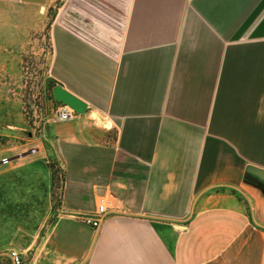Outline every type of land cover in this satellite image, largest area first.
Wrapping results in <instances>:
<instances>
[{"label":"crops","instance_id":"0c3cea01","mask_svg":"<svg viewBox=\"0 0 264 264\" xmlns=\"http://www.w3.org/2000/svg\"><path fill=\"white\" fill-rule=\"evenodd\" d=\"M105 1L126 13L110 52L50 28L48 74L87 108L0 163V199L26 189L37 215L3 249L35 239L24 264H264V182L246 172L264 170V0ZM101 199L97 229L75 219Z\"/></svg>","mask_w":264,"mask_h":264},{"label":"rangeland","instance_id":"374dc122","mask_svg":"<svg viewBox=\"0 0 264 264\" xmlns=\"http://www.w3.org/2000/svg\"><path fill=\"white\" fill-rule=\"evenodd\" d=\"M125 20V11L105 0H0V160L35 153L31 150H35L39 138L53 124L50 120L60 102L53 97L54 85L47 81L51 26L67 28L110 52L119 41ZM47 166L51 198L56 203L63 170L53 160ZM27 194L26 189L18 188L0 199L1 251L15 239L18 228L35 226L37 215L27 207ZM16 240L28 261L35 239L33 243L31 239Z\"/></svg>","mask_w":264,"mask_h":264},{"label":"built area","instance_id":"2783aa9c","mask_svg":"<svg viewBox=\"0 0 264 264\" xmlns=\"http://www.w3.org/2000/svg\"><path fill=\"white\" fill-rule=\"evenodd\" d=\"M76 113L71 107L60 103L50 121L52 123L66 122L71 120ZM8 162H10V159L6 157L0 160L1 164H7ZM107 205L108 201L101 199L95 211L89 214H78L75 216V219L84 225L97 229L107 213ZM0 264H24L23 253L17 249L0 251Z\"/></svg>","mask_w":264,"mask_h":264},{"label":"water","instance_id":"95a60500","mask_svg":"<svg viewBox=\"0 0 264 264\" xmlns=\"http://www.w3.org/2000/svg\"><path fill=\"white\" fill-rule=\"evenodd\" d=\"M47 81L51 82L54 85L52 89L54 99L62 104L71 107L77 113L82 114L86 111L87 106L85 103L64 90L59 84L55 83L52 78H48ZM92 116L94 117V113H92ZM246 172L251 177H253L255 181L264 182V170L255 167H247Z\"/></svg>","mask_w":264,"mask_h":264},{"label":"bare ground","instance_id":"6f19581e","mask_svg":"<svg viewBox=\"0 0 264 264\" xmlns=\"http://www.w3.org/2000/svg\"><path fill=\"white\" fill-rule=\"evenodd\" d=\"M94 117H95V115H94Z\"/></svg>","mask_w":264,"mask_h":264}]
</instances>
